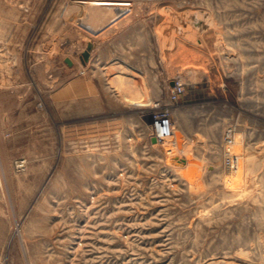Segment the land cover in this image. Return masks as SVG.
<instances>
[{"label":"rangeland","instance_id":"obj_1","mask_svg":"<svg viewBox=\"0 0 264 264\" xmlns=\"http://www.w3.org/2000/svg\"><path fill=\"white\" fill-rule=\"evenodd\" d=\"M0 111V264H264V0H0Z\"/></svg>","mask_w":264,"mask_h":264},{"label":"built area","instance_id":"obj_2","mask_svg":"<svg viewBox=\"0 0 264 264\" xmlns=\"http://www.w3.org/2000/svg\"><path fill=\"white\" fill-rule=\"evenodd\" d=\"M184 91H185L184 83L181 82L180 80L175 82L173 89L171 91V94H170V101L172 102L179 101V98L184 93ZM156 106H158V104ZM161 107L162 106L160 105V108ZM170 115H171L170 111L166 108L160 109L159 112L154 114V122L152 125V130L156 138L165 139L166 136L169 135L166 120L169 119ZM227 139H228V143L232 141V138L230 137V135L228 136ZM231 159L234 160V158L231 156L227 158V165L233 168L236 164H233L234 162L231 163L232 162Z\"/></svg>","mask_w":264,"mask_h":264},{"label":"crops","instance_id":"obj_3","mask_svg":"<svg viewBox=\"0 0 264 264\" xmlns=\"http://www.w3.org/2000/svg\"><path fill=\"white\" fill-rule=\"evenodd\" d=\"M117 13H121V12H117ZM115 21V20H114ZM89 27V26H88ZM90 29L94 30L95 32H98L96 31L95 29L89 27ZM91 42H94L95 43V50H93L94 52H92V55L93 53H95V51L97 52H102V51H105V48H106V45H107V42L106 40L104 41H99V40H95V39H92ZM124 60V59H123ZM128 65L130 66V68H133L135 71H138L139 73H142L146 76H148L150 78V82H152L151 79V69L145 65H140V64H133V63H130V62H127ZM148 78V79H149ZM155 79V78H154ZM162 78H160V81H161ZM3 115V113L0 111V137H2V133L4 132L3 130V123H2V119H1V116Z\"/></svg>","mask_w":264,"mask_h":264},{"label":"bare ground","instance_id":"obj_4","mask_svg":"<svg viewBox=\"0 0 264 264\" xmlns=\"http://www.w3.org/2000/svg\"><path fill=\"white\" fill-rule=\"evenodd\" d=\"M114 6H117V7L119 6V7L121 8L122 4H121V3H116ZM116 10H117V9H116ZM117 11H118V10H117ZM104 12H105V11H104ZM121 13H123V12H121ZM101 15H102V14H101ZM99 17H101V16H99ZM91 55H92V53H91ZM176 103H178V101H175V102L169 101L168 104H170V105L173 104V105H174V104H176ZM160 104H161V103H160ZM154 106H156V105H154ZM154 106H152V107H154ZM166 135H167V134H166ZM167 136H168V135H167ZM167 136H166V138H167ZM230 137L232 138V141L230 142V144L232 145V144L234 143V139H235V138H234L233 136H231V135H230ZM166 138H165V139H166ZM157 140H158V141H160V140L162 141L163 139H158V138H157ZM227 142H228V139H227ZM231 157H232V156H231ZM233 158H234V160L231 159V160H232L231 163L234 162L233 164H236V165L233 167V169H234V168L237 169L240 160H239V158H237L236 156H233ZM225 164L227 165V159H226ZM212 263H213V261L210 259V260H208L205 264H212Z\"/></svg>","mask_w":264,"mask_h":264},{"label":"water","instance_id":"obj_5","mask_svg":"<svg viewBox=\"0 0 264 264\" xmlns=\"http://www.w3.org/2000/svg\"><path fill=\"white\" fill-rule=\"evenodd\" d=\"M95 48V43L94 42H89L87 44V49L83 52V60H88L91 56V52L94 50ZM66 62L69 64V65H72L73 64V61L70 59V58H67L66 59ZM153 142H156L157 141V138L154 136L152 138Z\"/></svg>","mask_w":264,"mask_h":264}]
</instances>
